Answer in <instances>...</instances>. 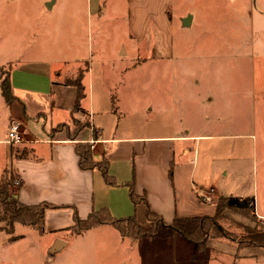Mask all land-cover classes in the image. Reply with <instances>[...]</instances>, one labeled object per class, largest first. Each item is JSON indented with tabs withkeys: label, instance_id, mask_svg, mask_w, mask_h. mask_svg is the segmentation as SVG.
Returning a JSON list of instances; mask_svg holds the SVG:
<instances>
[{
	"label": "rangeland",
	"instance_id": "1",
	"mask_svg": "<svg viewBox=\"0 0 264 264\" xmlns=\"http://www.w3.org/2000/svg\"><path fill=\"white\" fill-rule=\"evenodd\" d=\"M51 1L0 0V65L6 68L3 79L9 66L41 73L45 63H52L64 74L65 83H74L87 66L92 77H103L109 89L108 95L103 89L101 99L95 87L92 107L119 106L127 111L133 103L136 114L120 125H133L140 135L182 129L187 121H176L171 115L179 100L198 103L201 117L194 123L201 130L212 122L207 117L213 107L220 123L240 121L237 108H244V103L250 112L253 109L264 116V0H167L165 13L173 49L171 57L162 60L152 58L154 46L148 49L146 43L141 45L130 38L126 0H100L101 12L96 16H87V0H55L48 9ZM187 15L193 23L183 28L180 19ZM153 22L150 20V26L160 32L161 25ZM133 65L136 67L126 75L119 74ZM164 66L173 71L186 67L192 72L169 73L168 79H163L160 67ZM219 97L222 105L216 101ZM225 101L233 106V117L224 118ZM146 106L161 109L154 107L149 112ZM118 117L107 112L100 118L107 132L115 131ZM83 118L86 120V116ZM68 122L74 128L73 118ZM4 177L9 179L7 174ZM17 185L18 180L8 185L11 195ZM217 200L213 195L212 202ZM55 216L48 221L55 219L59 227H68L65 217ZM224 216V228L243 234L237 225L246 226L245 220L230 213L226 217L225 212ZM64 229L40 235L16 224L13 235L20 239L14 242H8L9 235L0 232V264H264V250L243 249L236 258V243L227 239L209 240V259H194L189 245L182 240L123 239L110 226L78 235ZM56 239L68 245L50 256Z\"/></svg>",
	"mask_w": 264,
	"mask_h": 264
},
{
	"label": "crops",
	"instance_id": "2",
	"mask_svg": "<svg viewBox=\"0 0 264 264\" xmlns=\"http://www.w3.org/2000/svg\"><path fill=\"white\" fill-rule=\"evenodd\" d=\"M155 1L153 4L150 0H126L127 24L130 38L141 45L146 43L148 49L154 46L152 58L162 60L170 58L173 49L165 13L168 1ZM85 6L87 16L101 12L100 0H87ZM150 20L155 25L160 24L162 30H154ZM192 23L191 18L188 28ZM3 66L0 65V181L10 171L22 183L13 194L21 204L31 206L46 202L58 207L45 211V233L64 229L55 219L48 221L53 215L60 219L65 217L66 230L74 225L75 214L84 219L100 208L108 209L114 218L133 216L139 223L146 221L147 209L166 223H171L175 216H212L215 202H202L198 198V191L207 189H213L212 196L217 199L220 196L253 198L254 214L264 220V116H258L253 109L250 112L248 104L237 108L241 116L236 123L217 122L216 107L210 108L207 118L212 122L201 130L194 123L200 116L198 103L193 99L179 100L171 109V115L176 121H187L182 129L140 135L135 126L120 125L126 117L131 119L136 114L133 103L130 106V102L127 111L119 106L92 107L95 87L101 99L103 89L107 95L109 89L103 77H92L89 68L82 79L85 94L80 102L85 111L82 114L74 111L76 88L64 82V74L52 63H45L41 73L9 66L6 76L11 101L5 98L1 88L2 71L6 69ZM132 67L136 66L124 68L119 74L126 75ZM160 69L165 74L163 79H168L169 73L192 72L186 67H179L177 71L168 66ZM33 79L39 82L32 83ZM216 101L221 104L220 97ZM154 107L166 111L164 105L161 108L146 106V110L152 112ZM107 112L119 115L115 131L111 133L100 121ZM222 112L224 118L233 117V106L225 101ZM83 116L89 127L81 129L72 141L68 136L72 121H68L72 118L83 121ZM12 120L19 121L24 129V141L20 144L6 142ZM31 122L36 126L31 127ZM93 130L97 139L93 137ZM76 143L91 144L94 161L105 156L108 172L118 186L107 185L96 168H79ZM131 182L136 194L146 202L132 204L128 188L124 186ZM228 213L241 217L246 226L252 227L250 220L230 210L225 211L226 217ZM103 226L108 225L90 230ZM67 245L66 242L64 247Z\"/></svg>",
	"mask_w": 264,
	"mask_h": 264
},
{
	"label": "trees",
	"instance_id": "3",
	"mask_svg": "<svg viewBox=\"0 0 264 264\" xmlns=\"http://www.w3.org/2000/svg\"><path fill=\"white\" fill-rule=\"evenodd\" d=\"M87 71L88 67L86 66L78 80L74 83H68L76 88L74 111L82 114H85V111L80 107V102L85 96L82 79ZM1 88L5 98L11 101L8 76L2 80ZM73 123L74 128L68 134L72 141L75 140L76 134L81 129L89 127L87 120H74ZM93 137L97 139L95 130H93ZM74 148L78 158V166L81 170H93L96 168L107 185L118 186L115 179L108 172V161L105 156L100 161H94L91 144L89 143H76ZM6 174L9 176V179L7 180L4 177L0 181V232L9 235L8 242L20 239V236L13 235L16 224L30 227L40 235H43L45 233V211L58 207L46 202L31 206L21 204L16 197L9 193L7 188L14 180H18V187L22 183L12 172L9 171ZM124 186L128 188L129 198L134 206L140 202H146L144 197L136 194L132 182L124 184ZM226 210L233 211L250 220L253 223L252 227L234 224L242 229L243 234L241 235H236L227 228H224L221 223L226 221L224 216ZM102 225L112 227L122 238L135 241L152 237L182 240L189 245L194 259H209L207 243L213 239H227L236 243V258L238 257V252L243 249L257 248L264 250V220L262 221L255 216L253 198L220 196L215 203V212L212 216H175L171 223H166L160 216L154 214L149 209L146 210V221L139 223L133 216L114 218L108 209L100 208L97 211H92L84 219L78 218L75 214L74 225L68 228L67 231L73 235H78Z\"/></svg>",
	"mask_w": 264,
	"mask_h": 264
},
{
	"label": "built area",
	"instance_id": "4",
	"mask_svg": "<svg viewBox=\"0 0 264 264\" xmlns=\"http://www.w3.org/2000/svg\"><path fill=\"white\" fill-rule=\"evenodd\" d=\"M24 141V129L19 121L12 120L9 123L6 142L8 144H20ZM213 189L199 190L198 198L202 202L212 203Z\"/></svg>",
	"mask_w": 264,
	"mask_h": 264
},
{
	"label": "water",
	"instance_id": "5",
	"mask_svg": "<svg viewBox=\"0 0 264 264\" xmlns=\"http://www.w3.org/2000/svg\"><path fill=\"white\" fill-rule=\"evenodd\" d=\"M55 0H52L51 2L47 3V7L48 9L51 8L52 3ZM182 26L185 28H188L191 24V16L187 15L186 17H184L182 20ZM66 244L65 241L60 240V239H56V241L54 242V244L51 246L50 250H49V255L50 256H54L57 252H59L60 250H62V248L64 247V245Z\"/></svg>",
	"mask_w": 264,
	"mask_h": 264
}]
</instances>
